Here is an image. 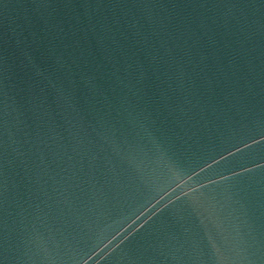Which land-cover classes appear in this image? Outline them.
<instances>
[{
    "label": "water",
    "instance_id": "95a60500",
    "mask_svg": "<svg viewBox=\"0 0 264 264\" xmlns=\"http://www.w3.org/2000/svg\"><path fill=\"white\" fill-rule=\"evenodd\" d=\"M0 264H264V0H0Z\"/></svg>",
    "mask_w": 264,
    "mask_h": 264
}]
</instances>
